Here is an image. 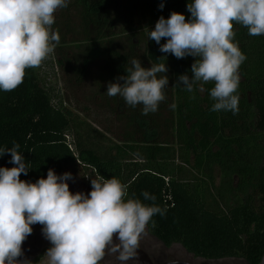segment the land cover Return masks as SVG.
Here are the masks:
<instances>
[{
    "label": "trees",
    "instance_id": "16d2710c",
    "mask_svg": "<svg viewBox=\"0 0 264 264\" xmlns=\"http://www.w3.org/2000/svg\"><path fill=\"white\" fill-rule=\"evenodd\" d=\"M198 1L0 0V201L4 207L17 201L11 242L27 243L37 218L44 226L58 223L65 189L93 190L90 181L98 180L103 199L118 203L129 229L143 223L163 248L179 244L205 260L260 261L264 178L258 208L251 196L222 208L211 190L214 165L229 184L240 170L230 157L243 133L224 129L241 112L217 100L231 88L221 79L230 76L226 44L253 43L242 35L251 3ZM46 14L60 87L41 77L34 48L35 26ZM201 54L210 56V67ZM86 128L112 137L107 150L81 139ZM72 131L77 152L66 140ZM174 162L173 172L164 173ZM27 195L37 199L24 204Z\"/></svg>",
    "mask_w": 264,
    "mask_h": 264
},
{
    "label": "rangeland",
    "instance_id": "374dc122",
    "mask_svg": "<svg viewBox=\"0 0 264 264\" xmlns=\"http://www.w3.org/2000/svg\"><path fill=\"white\" fill-rule=\"evenodd\" d=\"M201 3V0L198 1V6L201 5ZM56 9L57 7L54 5V11H56ZM198 9V12H200V14H204L205 8L198 7ZM47 16L48 15L46 14L45 17H42L39 20V26H35L33 32L34 48L38 57L37 60H39L38 67L41 77L47 84L56 85L57 83L60 87V76L59 72H57L55 63V60L57 58L56 55H54V45H52L50 40L52 29L46 22ZM49 16L50 19H52L54 14L50 13ZM202 52H204L203 49ZM205 61L206 62L204 63V65L210 67L211 65L209 66V61L211 62V58H206ZM64 105L72 109V111L80 117V120L87 121L92 127H96L88 117L84 116L83 113L76 110L77 108L72 106V104L65 101ZM83 127L85 128L86 126ZM100 133L103 132L99 130L92 131L90 128H86L82 133L81 139L85 138V141H87V136L92 138V141L97 145V147L100 148L99 150L101 153L102 151L107 150L108 146L110 145V141L113 140L110 135L103 133L105 137H109L111 139L109 141L106 140L105 137L103 138L100 136ZM77 138L74 134V131H72V133L68 137V140L75 152H77ZM175 163L176 162L170 163L167 167L165 165L163 167L164 173L171 174L174 170ZM146 167H150V165L148 164L146 165ZM223 172L224 170H222L221 166L214 165L212 167L213 181H211V184H214L211 190L214 196L217 198L218 204L222 208H227V206L232 205L234 202L240 199L243 192V186L240 179V170L239 173H232L236 177H234L233 179L231 178V184L226 181L227 179L223 178ZM91 183L93 185L92 191H94L100 198L103 199V194L98 193L100 192L98 187L99 182H96L94 180ZM68 194L69 193H66V195ZM108 202H110L119 213L120 242L123 244H129L134 241L136 245L140 246L147 253L151 254L156 264H163L174 259L186 260L191 262L192 264H245L243 261L236 259H222L215 261L193 257L191 254L186 253L179 244H174L170 248H163L157 241V239L148 235L143 223H140L135 229H129V227L127 226L126 217L122 215L120 216L118 203H116L113 198H111V200H109ZM89 206L90 205H88V208L85 207L80 212L74 213L72 223L65 232L53 238L52 240H43V248L41 251L42 256L37 264H137L135 261L124 259L113 250H107L106 254L104 255L102 252V240L96 234L97 227L93 220H91L90 225L86 227V234L89 237V242L82 236V221L86 213L96 211L97 213H99L101 220H103L105 217V210L102 207L90 206L89 208ZM57 211L62 216L61 220L55 225L59 224L64 218V213L59 206ZM42 221V218H37L29 224L28 229L26 230L28 233L25 232L27 233L28 237L31 236L32 238L33 234L41 228L55 226L51 224L44 226L42 225ZM111 221L112 219L110 217L109 223L107 224V227H105L106 229L111 226ZM29 259H31L30 255L21 253L15 259L14 264H26ZM0 264H4V257L2 255L0 256Z\"/></svg>",
    "mask_w": 264,
    "mask_h": 264
},
{
    "label": "flooded vegetation",
    "instance_id": "af4514ba",
    "mask_svg": "<svg viewBox=\"0 0 264 264\" xmlns=\"http://www.w3.org/2000/svg\"><path fill=\"white\" fill-rule=\"evenodd\" d=\"M249 1L251 3V21L246 22L242 35L245 36V41H250L249 43H253L252 45L247 43L233 44L232 42H228L226 44V52L230 66V76H225L221 79L224 84L230 85L229 87H231V92L230 90L229 92H220V101L217 100V103L218 106H223L224 110L232 107L233 110L241 112V116L229 119V125L224 130L227 131V134L230 132L229 129L234 127L235 129H238L241 131V133H243L242 135H239L240 138L238 140V144H233L234 151L237 154L233 153V155H231L230 157V160L233 163L239 164L241 173L240 179L243 186V192L240 199L247 201V198L251 196L252 204L256 208H258L262 204L258 185L263 181L264 178V145L261 139L262 132L257 128V119H259V112L257 109H255V103H257L258 100H260L258 101L259 103H264V0ZM238 30L239 29L236 28L234 29V32H237ZM226 40L228 41V39ZM233 47H235V49ZM206 58L210 59V56L207 54L200 55V60L203 61V63L206 62ZM210 65L211 64L209 61V66ZM234 177L236 176L232 175V179ZM83 187L86 186L82 185L79 189L75 190H70L69 188L65 189L62 195L57 200L58 206L60 207V199H62V202H65L70 194L81 190ZM66 193L69 194L66 195ZM80 199L81 196H77L74 203H78ZM88 205H90L91 207L98 206L89 197H83L81 200V205L75 213L82 211L85 207L88 208ZM103 209L105 210V217L103 220H101L102 232H106L110 227L107 229L105 227H107V224L109 223V218L111 217L112 219V215L107 209ZM89 213L85 214L84 219ZM91 220L93 219H90L87 222L86 227L90 225ZM96 234L99 238H101L97 233V229ZM85 238L89 242L88 235ZM119 238L120 224L118 226L117 232L118 244H120L121 246L136 245L134 241L129 244H121ZM30 243H32V238L30 241H27V243L23 244ZM18 245L20 244L15 245V243L12 242L9 251H11ZM107 250H105L104 246L102 245V252L104 255L106 254ZM5 255L6 254H4V256ZM150 255L151 254H149V256ZM17 256L13 258V263ZM32 257L34 256H31V258ZM150 258L153 261L152 256Z\"/></svg>",
    "mask_w": 264,
    "mask_h": 264
},
{
    "label": "water",
    "instance_id": "95a60500",
    "mask_svg": "<svg viewBox=\"0 0 264 264\" xmlns=\"http://www.w3.org/2000/svg\"><path fill=\"white\" fill-rule=\"evenodd\" d=\"M77 196H81L78 203H74ZM83 197H89L98 206L107 209L112 215V224L106 232H102V223L100 216L97 212H91L86 215L82 224V234L87 237L86 234V224L90 219H93L96 227L97 233L103 240L104 249H110L115 251L119 256L126 260L135 261L137 264H154L149 254L137 245L133 246H121L117 242V232L119 226V213L117 209L108 201L100 198L94 191L83 187L81 190L73 192L69 195L65 202L62 199L59 200L60 208L64 213V218L62 221L52 227H45L39 229L33 234L32 243L30 244H20L9 251L4 257V264H14L13 258L20 253H26L30 256H36L41 253L43 248V240H52L53 238L59 236L65 232L73 219V215L78 210L81 205V200ZM163 264H192L186 260H170ZM257 264H264V255L261 257Z\"/></svg>",
    "mask_w": 264,
    "mask_h": 264
},
{
    "label": "built area",
    "instance_id": "2783aa9c",
    "mask_svg": "<svg viewBox=\"0 0 264 264\" xmlns=\"http://www.w3.org/2000/svg\"><path fill=\"white\" fill-rule=\"evenodd\" d=\"M68 137L69 135H66V140H67V143L69 144V148L74 151L71 143L68 140ZM86 179L88 180V177H86ZM95 181L99 182V185H98L99 187L100 181L98 180H95ZM90 182H93V181H90ZM98 193L102 194L101 190ZM32 198L37 199V195H35L34 197H32L31 195H27L24 198L23 203L24 204L29 203ZM16 202L17 201L14 200L11 202L10 206L4 207V203L0 201V256L7 254L10 250V246L12 243L11 237L13 234V225L16 222V218H15V212H16L15 203Z\"/></svg>",
    "mask_w": 264,
    "mask_h": 264
}]
</instances>
